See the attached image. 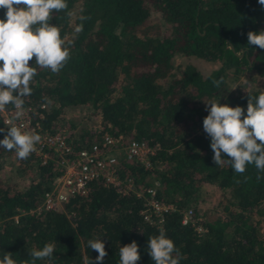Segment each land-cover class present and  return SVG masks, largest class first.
Wrapping results in <instances>:
<instances>
[{
    "label": "trees",
    "instance_id": "obj_1",
    "mask_svg": "<svg viewBox=\"0 0 264 264\" xmlns=\"http://www.w3.org/2000/svg\"><path fill=\"white\" fill-rule=\"evenodd\" d=\"M67 4L72 15L56 13L52 23L73 41L70 59L58 73L37 68L23 105L33 108L32 122L48 129L61 121L64 108L86 106L84 115L95 116L110 134L143 141L153 149L151 167L120 156L118 171L137 184L152 185L154 198L171 203L173 209L164 213L161 223H151L139 211L142 197L120 194L94 178L88 181L86 196L71 197L61 209L29 212L61 169L53 153L40 162L33 153L18 159L14 150L0 148V256L6 251L17 261L30 260L32 248L54 243L51 261L37 264H90L98 253L88 241L102 237L107 251L102 264H118L119 247L133 240L139 245L138 264H154L146 251L148 236L163 227L179 250V264H264V172L248 165L237 174L228 163L215 165L210 137L203 130L208 114L204 101L220 98L222 104L240 105L246 112L248 93L264 91L222 92L228 77L251 69L264 74V50L247 44L249 30L264 29V6L258 0ZM153 14L158 20L151 19ZM81 16L87 19L81 21ZM81 23L83 30L75 33ZM177 54L216 61L217 66L207 73L190 62L178 67L173 63ZM220 78L223 83L217 88L213 80ZM0 128H7L1 111ZM101 130L74 131L71 144L97 141ZM4 134L0 132V139ZM10 162L20 173L32 172L27 183L2 178L1 169ZM204 184L227 192L221 213L212 219H204L196 206ZM186 208L193 222H181Z\"/></svg>",
    "mask_w": 264,
    "mask_h": 264
},
{
    "label": "clouds",
    "instance_id": "obj_2",
    "mask_svg": "<svg viewBox=\"0 0 264 264\" xmlns=\"http://www.w3.org/2000/svg\"><path fill=\"white\" fill-rule=\"evenodd\" d=\"M264 6V0H258ZM4 17L0 18V111L12 105L15 119L23 116V98L32 93V81L37 68L61 71L70 59L72 40L61 35V29L52 23L54 14L67 12V0H0ZM69 16L72 14L67 12ZM87 19L81 16L80 20ZM83 30V23L74 31ZM247 44L264 50V29L249 30ZM34 63L30 64V61ZM35 65V66H33ZM223 79H214L217 88ZM204 101V100H203ZM207 115L203 118V130L210 137V147L215 165L228 163L237 174H243L248 165H254L258 173L264 172V91L258 95L248 93L247 108L221 103L220 98L204 101ZM0 139V148L15 151L18 159H27L36 150L41 137L10 124ZM260 175L257 179H261ZM90 249L98 255L90 264H102L107 256L102 237L88 241ZM54 243H45L41 248H32L30 260L17 261L12 252H2L0 264H37L51 261ZM146 251L154 264H179L182 258L166 230L148 236ZM141 259L138 243L133 240L119 247L118 264H138Z\"/></svg>",
    "mask_w": 264,
    "mask_h": 264
},
{
    "label": "built area",
    "instance_id": "obj_3",
    "mask_svg": "<svg viewBox=\"0 0 264 264\" xmlns=\"http://www.w3.org/2000/svg\"><path fill=\"white\" fill-rule=\"evenodd\" d=\"M41 108L45 104L40 105ZM33 108L23 105V116L15 119V108L1 111L3 123L8 127L10 124L21 127L24 131L34 132L41 137L40 143L36 145L33 154L40 162H44L49 153H53L55 162L60 167V172L53 178L51 188L46 191L41 201L29 212L39 210L61 209L63 204L75 196H86L88 193V181L94 178H101L104 183L112 185L120 194L133 193L142 197V208L139 210L145 220L151 223H161L164 213L173 209V205L167 202H160L154 198V187L143 183H135L130 175H120L118 163L120 156L128 160H135L143 164L145 168L151 167L150 156L153 149L144 144L143 141L132 137L112 135L102 128L97 120L96 124L90 125L87 130L100 131L97 141L74 147L71 138L75 130L67 125L54 123L51 129L43 127L42 124L31 120ZM34 111H36L34 109ZM40 116V113L38 114ZM190 208L181 211V222H193ZM197 230L201 229L196 225Z\"/></svg>",
    "mask_w": 264,
    "mask_h": 264
},
{
    "label": "rangeland",
    "instance_id": "obj_4",
    "mask_svg": "<svg viewBox=\"0 0 264 264\" xmlns=\"http://www.w3.org/2000/svg\"><path fill=\"white\" fill-rule=\"evenodd\" d=\"M157 14H153L151 19L153 21L158 20ZM190 62L192 63L201 73H207L211 68L216 67V61H206L193 56H182L175 55L173 63L180 64ZM250 88H264V74L259 73L255 69H251L240 74L235 79L227 78L222 91L224 94L235 93L239 90H245ZM89 109L86 106L67 107L62 110L60 123L68 126L69 129L80 132L83 129L87 130L90 125L97 123V118L91 117L90 114L84 115V112H88ZM12 163H6L1 169L2 178L8 181H15L14 183L20 185L27 183L30 179L31 171L26 173H20L15 170ZM227 192L225 190L217 189L215 186L210 184H204L201 186L196 200V206L199 209L204 219H212L221 213L220 203H226Z\"/></svg>",
    "mask_w": 264,
    "mask_h": 264
},
{
    "label": "water",
    "instance_id": "obj_5",
    "mask_svg": "<svg viewBox=\"0 0 264 264\" xmlns=\"http://www.w3.org/2000/svg\"><path fill=\"white\" fill-rule=\"evenodd\" d=\"M230 47L232 48V46H231V45H230ZM238 55H240V53H239Z\"/></svg>",
    "mask_w": 264,
    "mask_h": 264
}]
</instances>
